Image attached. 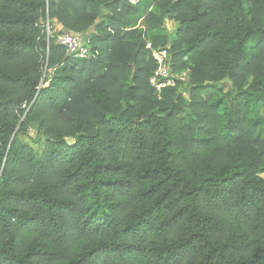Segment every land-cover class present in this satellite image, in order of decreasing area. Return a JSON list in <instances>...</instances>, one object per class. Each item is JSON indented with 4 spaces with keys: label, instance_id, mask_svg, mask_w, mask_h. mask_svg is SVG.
I'll return each instance as SVG.
<instances>
[{
    "label": "trees",
    "instance_id": "trees-1",
    "mask_svg": "<svg viewBox=\"0 0 264 264\" xmlns=\"http://www.w3.org/2000/svg\"><path fill=\"white\" fill-rule=\"evenodd\" d=\"M142 1L188 98H156L127 0H0V264H264V0Z\"/></svg>",
    "mask_w": 264,
    "mask_h": 264
},
{
    "label": "built area",
    "instance_id": "built-area-1",
    "mask_svg": "<svg viewBox=\"0 0 264 264\" xmlns=\"http://www.w3.org/2000/svg\"><path fill=\"white\" fill-rule=\"evenodd\" d=\"M130 5H136L138 0H127ZM46 40L50 36V24L46 22ZM57 32L56 43L64 48L65 52L81 59H91L98 55V50L93 48L87 32L74 33L65 31L58 25L54 26ZM145 49L155 63V68L148 79L149 86L153 89L158 100L166 88H178L179 90L188 82V71L174 72L170 64V54L167 46H155L150 40H146ZM33 129L29 130V134ZM34 132V131H33Z\"/></svg>",
    "mask_w": 264,
    "mask_h": 264
},
{
    "label": "rangeland",
    "instance_id": "rangeland-1",
    "mask_svg": "<svg viewBox=\"0 0 264 264\" xmlns=\"http://www.w3.org/2000/svg\"><path fill=\"white\" fill-rule=\"evenodd\" d=\"M139 1L140 2H138L135 5V6H137L139 8L138 13L136 14V16L134 15V18H132L135 21L134 29L140 30L142 33H144V40L152 41V34L162 36V33H160V31L156 32L155 30L151 29L149 27V25L147 24V22H146V17H147V15L150 12H153L155 14L162 13L163 12V6H161V4H159V3L157 5L148 6L147 3L144 4V2L142 0H139ZM162 5H164V4H162ZM244 5L248 9V11H250L252 13V11H253V1L252 0H244ZM46 22H48V21L47 20L44 21L43 24L45 25ZM256 22L259 24V26L262 27V29H264V19L256 21ZM163 23H164L163 24V26H164L163 28L165 30L163 34H165V33L167 34V36H166L167 44L166 45H169L171 43V41L173 40V38H174V32H175L176 23L166 22V21H164ZM44 33L46 35V27H45ZM255 40L256 39H254V41ZM254 41H252V42L254 43ZM256 48L258 50H263L264 51V34H263V37L258 40V42L256 44ZM45 69H46V67H45ZM244 70H247V72L249 71L248 74H247V77H248L247 81L250 80V78L252 77V75L254 73L255 74L260 73V72H252L251 70H249L247 68H244ZM187 71H189V70L187 69ZM243 81H244V78L241 77V75H239V77L235 80V83H243ZM126 82L127 83H125V84H128V81H126ZM223 82L227 83L228 87L232 86V83H231V81L228 78L224 79ZM190 83H191V80L188 79V82H187V84L185 86H183L180 90L175 91V94L173 95V100L177 101V99H176L177 97H179V98H182V97L188 98L189 97V85H190ZM178 104L180 105V112H179V115L177 114V116H178L179 119H183V117L186 115V113L189 110L187 109V106L184 103H182L179 99H178ZM260 111H261V114L264 116V106L260 107ZM179 122H182V121L180 120ZM33 131L29 134L28 138H25V140L30 142L31 144L35 145L32 142V140L35 138L34 137L35 136V132H33ZM260 176L262 178H264V173H261Z\"/></svg>",
    "mask_w": 264,
    "mask_h": 264
}]
</instances>
